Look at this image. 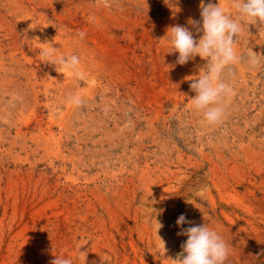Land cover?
<instances>
[{"label": "rangeland", "instance_id": "374dc122", "mask_svg": "<svg viewBox=\"0 0 264 264\" xmlns=\"http://www.w3.org/2000/svg\"><path fill=\"white\" fill-rule=\"evenodd\" d=\"M109 3L0 0V264H172L181 214L218 232L225 264H264V58L248 64L264 26L242 22L208 124L186 79L206 61L167 54L200 0ZM37 37L78 56L84 78L42 59Z\"/></svg>", "mask_w": 264, "mask_h": 264}, {"label": "clouds", "instance_id": "9594fccd", "mask_svg": "<svg viewBox=\"0 0 264 264\" xmlns=\"http://www.w3.org/2000/svg\"><path fill=\"white\" fill-rule=\"evenodd\" d=\"M102 2L104 7H110L109 0ZM231 7L239 14L240 20L234 19L227 13L219 2L213 3L212 0H208L206 3L205 0H200L199 20L189 17L186 25L175 24L168 29L171 50L167 54L178 53L175 65H186L189 61H194L197 56L206 61L197 76H189L186 79L190 81V90L195 93L191 98V104L195 110L202 112L203 119L208 124L219 123L223 118L224 108L221 99L224 95L230 94L232 89L221 80V74L226 67L240 61L235 44L242 33V22L264 26V0H231ZM85 35V32L79 33L81 39ZM35 40L39 42L38 37ZM40 44L43 46L40 52L42 59L54 65L57 72L72 71L81 79L84 78V74L79 71L78 56L55 55L57 49L50 43ZM262 58H264L262 54L252 50L248 52L250 67H258ZM70 103L79 106L82 104V99L79 95H75L70 97ZM152 202L157 203L155 200ZM152 210L155 211L153 208ZM175 223L180 229L176 235L187 239L182 242L181 251L174 259H170L172 264H225L229 255L228 246L208 223L197 224L188 220L186 214L179 215ZM155 226L157 234L163 224L155 218ZM159 239L165 251L164 241L160 237ZM87 243L84 242L79 246L80 255L85 262L87 251H81V248ZM50 264H72V261L60 255L55 256Z\"/></svg>", "mask_w": 264, "mask_h": 264}, {"label": "bare ground", "instance_id": "6f19581e", "mask_svg": "<svg viewBox=\"0 0 264 264\" xmlns=\"http://www.w3.org/2000/svg\"><path fill=\"white\" fill-rule=\"evenodd\" d=\"M71 38V37H70Z\"/></svg>", "mask_w": 264, "mask_h": 264}]
</instances>
